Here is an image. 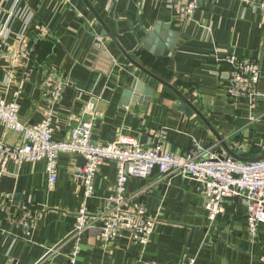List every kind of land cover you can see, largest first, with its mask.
<instances>
[{
	"label": "crops",
	"instance_id": "1",
	"mask_svg": "<svg viewBox=\"0 0 264 264\" xmlns=\"http://www.w3.org/2000/svg\"><path fill=\"white\" fill-rule=\"evenodd\" d=\"M0 31L7 54L0 58V97L15 99L29 64L16 98L19 117L31 124L51 108L54 140L68 138L86 120L92 123L94 142L125 135L143 148L160 141L164 150L179 155L193 142L204 148L215 143L210 125L237 154L262 155L264 119L258 116L264 114V13L254 5L200 0L188 16L175 0H0ZM155 38L164 46L158 57L150 52ZM147 39L150 51L140 48ZM168 39L171 49L165 46ZM119 46L171 84L201 116L184 112L182 99L131 64ZM25 49H30L27 59ZM227 54L259 62L255 102L228 96L231 68L220 60ZM58 73L69 84L52 101L47 90L61 81ZM136 81L144 84L143 92L136 93ZM144 89H151V95ZM22 140L0 122V142ZM79 159L59 152L52 189L44 158L6 165L0 174V264H68L73 243L52 251L74 230L82 194ZM116 170L114 161L101 164L87 200L90 213L106 210ZM126 194L135 195L134 202L142 203L155 222L148 242L140 245L125 232L106 241L94 227L78 240L75 264H142L148 259L177 264L187 257L195 264H264V224L256 236L249 233L242 199L227 200L224 211L211 220L197 181L156 171L129 178ZM24 206L36 217L27 230L19 221Z\"/></svg>",
	"mask_w": 264,
	"mask_h": 264
},
{
	"label": "built area",
	"instance_id": "2",
	"mask_svg": "<svg viewBox=\"0 0 264 264\" xmlns=\"http://www.w3.org/2000/svg\"><path fill=\"white\" fill-rule=\"evenodd\" d=\"M251 4L264 13V0H241ZM183 7L184 14L190 16L198 7L200 0H175ZM25 59L30 49L22 52ZM7 56L3 33L0 31V58ZM231 71L225 82L226 92L232 100L246 99L249 103L260 96L258 82L261 68L254 59H246L227 54L220 59ZM18 88L14 91L15 99L7 101L0 97V122L7 128L18 132L23 138L16 145L0 142V174L9 162L21 163L27 160L46 161L47 186L52 189L57 179V159L61 151H67L83 157L84 165L76 168L77 176L82 183L81 204L77 212L72 235L67 241L73 248L66 253L68 264H75L79 252L78 240L82 232L94 227L100 229L101 237L109 241L125 232L129 237L145 245L154 228L142 203L134 202L135 195L126 194V182L129 178H145L153 171L161 176L182 175L197 181L205 198V209L208 218L214 220L224 211V203L231 198H240L247 207L248 231L252 236L258 234L264 224V158L258 161H240L231 156L219 158L210 148H204L195 142L186 152L173 154L164 150L160 141L143 148L130 136H120L114 142L98 143L92 140V123L82 120L68 138L53 139V114L49 108L44 116L34 123H26L19 117V106L16 98L21 94L23 81L27 79L29 64ZM54 88L47 90L49 97L55 101L60 97L63 87L69 84L62 79ZM264 119V114L258 116ZM264 154V136L261 145ZM116 163V183L113 193L106 200V210L90 213L87 200L93 193L94 179L102 163ZM35 215L29 207L24 206L19 221L30 229L35 224ZM66 241V242H67ZM65 242V243H66ZM63 243L52 252H62ZM69 243V244H70ZM142 264H170L148 259ZM177 264H195L193 257H187Z\"/></svg>",
	"mask_w": 264,
	"mask_h": 264
},
{
	"label": "water",
	"instance_id": "3",
	"mask_svg": "<svg viewBox=\"0 0 264 264\" xmlns=\"http://www.w3.org/2000/svg\"><path fill=\"white\" fill-rule=\"evenodd\" d=\"M107 32L112 37V39L116 42V40L113 37V35L109 31H107ZM159 35H160L161 40H162V38H164L163 35L160 34V33H159ZM149 37L150 38H154V33H150L149 34ZM149 39L145 40L142 43V46L140 48L150 51L148 49L149 48L148 47V45H149L148 42L150 41ZM156 39L157 38L154 39V41H155L154 42L155 47L153 48V50L151 49L150 52L152 54H154L156 57H158L159 54H158L157 50L159 49L161 51L162 50V47H164V46H163V43L161 42V40H156ZM166 42L167 43L165 44V46L168 47L169 49H171L172 48V42L173 41L170 40V39H168ZM120 49L123 52V54L125 55V57L130 61L131 64H133L134 66H136L138 69H140L141 71H143L144 73H146L150 77L158 80L159 82H161L162 84H164L168 88L172 89L182 99L183 103L180 104V108L184 112H186L189 115H191L192 112H196V114H198L199 116H201V114L198 112V110L196 108H194V106L182 94H180L171 84L165 82L164 80H162L161 78H159L158 76L154 75L152 72H150L149 70H147L146 68H144L143 66H141L138 62H136L134 59H132L130 57V55L127 54L121 47H120ZM134 85H136V89H137V90H135L136 93L143 92L144 84L142 82L136 81ZM150 92H151V89H149V90L144 89V94H147V95L150 94L151 95ZM148 99L149 98H144V100H148ZM206 123L208 124V122H206ZM209 128L213 131V133H214V135L216 137V142L215 143H210L206 148H210L211 152L215 153L219 158L222 159V158H226L228 156H231V157H233L235 159H238L240 161H258V160H261V159L264 158V154H262L259 157H254V158H246V157H244L243 154H237L235 151H233L231 149L230 144L227 142L226 138L220 137L210 125H209ZM224 152H227V155H225ZM79 160H82L83 161V164L82 165H84V163H85L84 158L83 157H80ZM87 232H88V230H85L84 232H82L81 237H83ZM72 233L62 242V244L65 243L69 239V237L72 235ZM70 242L71 241H67L65 243V245H68Z\"/></svg>",
	"mask_w": 264,
	"mask_h": 264
}]
</instances>
